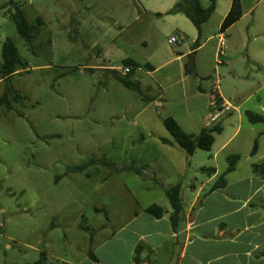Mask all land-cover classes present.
I'll return each instance as SVG.
<instances>
[{
    "label": "rangeland",
    "instance_id": "1",
    "mask_svg": "<svg viewBox=\"0 0 264 264\" xmlns=\"http://www.w3.org/2000/svg\"><path fill=\"white\" fill-rule=\"evenodd\" d=\"M9 1L0 0V6ZM14 1L31 24L43 18L45 28L32 53L10 18L13 7L0 15V64L7 39L28 62L12 78L25 104L9 112L0 108V264H34L41 252L47 264H87L92 238L101 259L118 264L101 247L107 237L140 208L170 207L168 186L181 182L188 193V185L205 181L200 168L193 169L211 164L213 154L237 129L239 116L241 132L218 157L220 174L230 154L241 156L239 174L260 162L264 136L257 156L249 153L264 126L250 124L245 112L264 115V0H241L244 15L224 33L222 54L216 46L232 0H216V11L203 26V39L214 40L186 59L201 78L211 77L203 79L205 95L198 96L191 89L182 92L178 63L161 67L189 52L198 34L184 15L167 14L173 0ZM200 1L210 5V0ZM172 37L179 42L171 43ZM126 58L160 67L151 76L141 68L131 76L143 95L99 68L123 67ZM188 76L194 87L200 85L199 77ZM5 85L0 82V97ZM217 90L235 108L229 112L232 125L217 134L213 154L197 150L188 156L164 119L176 116L186 130L198 132ZM92 157H106L114 166L66 175ZM132 167L144 169L143 174ZM102 225L107 226L101 231Z\"/></svg>",
    "mask_w": 264,
    "mask_h": 264
},
{
    "label": "crops",
    "instance_id": "2",
    "mask_svg": "<svg viewBox=\"0 0 264 264\" xmlns=\"http://www.w3.org/2000/svg\"><path fill=\"white\" fill-rule=\"evenodd\" d=\"M178 1L174 2L173 0L172 2L176 4ZM231 4L225 16L229 12ZM198 35L196 34L193 44L197 40ZM201 40V46L194 52V56H198L214 38L209 37L204 40L202 30ZM222 43L225 44L224 33H221L219 43L216 46L217 53L219 50V54ZM192 53L193 48H190L189 52L179 53L174 60L161 67L164 69L168 68L172 62L178 63L180 75L182 76V92L184 93L185 91L189 94V90L191 89L194 90V95H205L203 79L207 80L211 79V77L201 78L196 72L201 81L199 86L196 83L194 87L189 78L190 76L186 74V59ZM152 66L154 67V65ZM99 68L105 69L109 67L104 66ZM159 69L160 67H154V71L139 70L144 75L151 76L156 74ZM216 93L207 106L198 132L186 130L176 116H169L174 117L181 127L190 134H199L209 126L219 123L222 126L221 134H223L227 125H232L231 121L234 115L230 118L229 112L235 108L230 103L224 101L218 90ZM216 96L221 98L223 105L228 104L229 109L221 107L222 115L215 122H212V113L215 111L213 103ZM159 98L158 100L161 101L162 106L165 108L166 104L162 98V93ZM238 120L239 125L237 129L226 139L221 149L214 154L211 151L213 154L211 164L209 166H197L193 169L200 168L201 172L202 168L211 167L216 170V173L211 177L206 175L207 179L199 185L194 184L190 185V187L188 185L186 189L188 193L185 191L184 184L179 182L182 185L181 199L184 209L178 224L173 226L171 222V206L156 204L165 211L162 218H156L146 213V208L152 204L140 208L132 214L128 223L123 224L119 230L114 231L112 236L107 237L104 245L101 246L107 251V257L111 258L112 262H118V264H264V175L253 171V165L262 163L264 155L261 156L260 162L249 164L243 174L238 173L239 166H241L238 163L236 169L227 176L226 187L209 192L219 175H221L218 157L229 148V144L241 132V116L238 117ZM262 136H264V128L258 131L256 138L254 137V142L258 139L259 144L258 151L254 156H257L260 152V138ZM249 137L250 134L247 137L248 140ZM213 147L211 150H213ZM231 155L238 154H230L229 156ZM249 155L252 156L251 153ZM152 175L155 178L153 173ZM106 226L102 225L100 227L101 231L105 230ZM92 249L100 264L110 263L107 260L101 259L98 254L99 248L96 250L95 242L92 243ZM121 251L125 254L124 258L117 253ZM86 262H88L87 264H95L89 256Z\"/></svg>",
    "mask_w": 264,
    "mask_h": 264
},
{
    "label": "trees",
    "instance_id": "3",
    "mask_svg": "<svg viewBox=\"0 0 264 264\" xmlns=\"http://www.w3.org/2000/svg\"><path fill=\"white\" fill-rule=\"evenodd\" d=\"M9 7H13L14 9V12H11L10 10V18L15 24L17 34L24 40L29 50L32 53H35V42L40 37L43 29L45 28V21L43 20V18L37 17L31 24L27 20L22 7L17 5L14 0H10L7 4L0 6V15L3 10L7 8L9 9ZM216 8V0H210V5L208 7H204L200 0H179L167 13L168 15H184L188 20H190V22L195 26L198 31L199 35L197 40L193 44V53L189 55V58H193L194 52L201 46V34L203 26L211 19L212 15L216 11ZM243 15L244 13L241 0H232L231 8L222 21L220 27L221 33H226L243 17ZM1 59L2 62L0 64V82H4L6 85L3 95L0 97V108L3 107L6 109L7 112H9L15 109L14 105L23 106L25 104V97H23L20 92L15 89L12 84V78L13 76L19 74L20 70L26 69L28 66V62L22 59L19 54V50L12 39H7L3 43ZM123 66L131 67V71L127 75H122L115 69L105 68L104 70L107 71L109 75L115 78L125 88L133 90L134 92H137L140 95H143L140 83L133 82L131 80V76L134 75L135 70L137 68H141L146 71H154V67L150 63H146L143 66L139 65L133 59H125L123 62ZM185 70L187 75H193L194 78L199 77V75L195 72V67L193 64L191 67H188L186 65ZM146 100L153 101L152 98H147ZM214 102H216V106L213 105L214 109L216 107L221 109V105L223 104L221 98L216 96L214 98ZM245 116L250 124H261L264 126V115L257 114L251 111H246ZM163 123L166 130L175 140L176 144L182 150H184L188 156H193L197 150L210 152L215 143V136L217 134H221L222 132V126L220 123L209 126L208 128L201 131L199 134H190L186 132L177 122V120L172 116L166 117ZM162 143L168 144V141L162 140ZM258 148V139H256L253 145V149L251 151L252 156L257 153ZM240 159L241 157L239 155H231L227 157L228 167L226 171L223 174L219 175L215 183L210 188L209 192H214L226 187L227 176L236 169ZM97 166H105L111 168L114 166V164L109 161L106 157L101 159L92 157L87 162H84L78 166L70 167L66 175L84 173L88 169ZM130 169L136 171L140 175H142L144 171V169L138 170L133 167ZM253 171L255 173H260L261 175H264V161L260 164L253 165ZM201 172L211 177L216 173V170L214 168L208 167L202 168ZM181 190L182 185L178 183L175 185H171L165 191L170 206L172 208V214L170 216V219L173 226H176L180 221V216L184 209L181 199ZM145 211L146 213L156 218H162L165 214L164 209L156 204L150 205L146 208ZM93 242L94 239L92 238L90 240L88 256L95 264H100L92 249ZM47 260L48 258L46 253L41 252L40 258L34 264H47Z\"/></svg>",
    "mask_w": 264,
    "mask_h": 264
},
{
    "label": "built area",
    "instance_id": "4",
    "mask_svg": "<svg viewBox=\"0 0 264 264\" xmlns=\"http://www.w3.org/2000/svg\"><path fill=\"white\" fill-rule=\"evenodd\" d=\"M170 42L171 43H177V42H179V40L176 37H172ZM223 48H224V44L222 43V48H221V51H220L221 54L223 53L222 52ZM109 68L115 69L113 67H109ZM115 70L120 72L122 75H127L131 71V67L123 66V67H120V68H116ZM213 105L216 106V102H214ZM228 106H229L228 104L227 105L226 104L225 105H223V104L221 105V107H224V109H227V110L229 109ZM214 113H216V114L213 116L212 122H215L222 115V111H221V109L216 107Z\"/></svg>",
    "mask_w": 264,
    "mask_h": 264
}]
</instances>
